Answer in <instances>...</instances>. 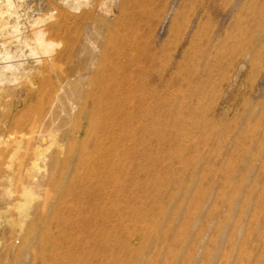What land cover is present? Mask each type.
Masks as SVG:
<instances>
[{"label": "rangeland", "instance_id": "1", "mask_svg": "<svg viewBox=\"0 0 264 264\" xmlns=\"http://www.w3.org/2000/svg\"><path fill=\"white\" fill-rule=\"evenodd\" d=\"M0 264H264V0H0Z\"/></svg>", "mask_w": 264, "mask_h": 264}, {"label": "bare ground", "instance_id": "2", "mask_svg": "<svg viewBox=\"0 0 264 264\" xmlns=\"http://www.w3.org/2000/svg\"><path fill=\"white\" fill-rule=\"evenodd\" d=\"M42 41H43V40H41V41H40V40H38V42H39V45H40V44H42ZM42 45H43V44H42ZM21 152H22V151H21ZM40 152H41V151H40ZM36 171H37V170H36ZM38 172H39V171H38ZM33 173H34V172H33ZM36 175H37V173H36ZM36 175H35V176H36ZM18 259H19V258H18Z\"/></svg>", "mask_w": 264, "mask_h": 264}]
</instances>
